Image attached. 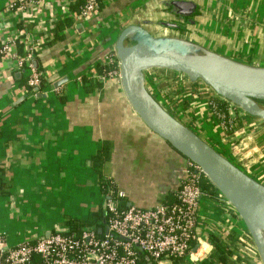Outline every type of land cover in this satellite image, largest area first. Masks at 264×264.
<instances>
[{
  "label": "crops",
  "instance_id": "0c3cea01",
  "mask_svg": "<svg viewBox=\"0 0 264 264\" xmlns=\"http://www.w3.org/2000/svg\"><path fill=\"white\" fill-rule=\"evenodd\" d=\"M75 1L0 0V44L9 43L18 55L16 42L26 54L35 51L31 68H17L11 55L0 57V236L11 246L69 231L68 219L96 224L104 203L99 173L114 182L128 206L175 200L187 159L141 121L119 75L96 78L98 68L115 58L114 45L126 25L264 66V0H188L196 5L191 16L171 13L168 0H102V7L84 19L70 12ZM67 17L71 24L56 36L54 27ZM32 69L41 79L35 93L27 84ZM164 70L145 73L154 97L264 184V121L227 108L238 123L227 133L209 107L214 95L207 85H192ZM157 76L173 95L164 94ZM104 148L108 158L98 167L96 157ZM214 201L200 203L199 211L206 213H200L203 238L235 231L250 240L231 205ZM240 242L232 248L230 264H262L258 253L250 255Z\"/></svg>",
  "mask_w": 264,
  "mask_h": 264
},
{
  "label": "water",
  "instance_id": "95a60500",
  "mask_svg": "<svg viewBox=\"0 0 264 264\" xmlns=\"http://www.w3.org/2000/svg\"><path fill=\"white\" fill-rule=\"evenodd\" d=\"M165 4L173 14L191 16L197 12L192 1L168 0ZM114 49L120 83L135 113L153 133L201 168L242 220L264 264V184L176 118L145 85L146 71L177 72L191 82H203L247 115L264 121V66L237 61L182 37L155 35L135 23L121 30Z\"/></svg>",
  "mask_w": 264,
  "mask_h": 264
},
{
  "label": "built area",
  "instance_id": "2783aa9c",
  "mask_svg": "<svg viewBox=\"0 0 264 264\" xmlns=\"http://www.w3.org/2000/svg\"><path fill=\"white\" fill-rule=\"evenodd\" d=\"M96 10V0H85L76 17L87 18ZM31 54L30 51L20 56L9 43L0 44V57L11 55L20 69L31 68ZM108 64H114L116 69L97 74V79L119 75L118 59L115 62V58L110 57ZM27 84L33 92L37 91L41 84L37 71H32ZM209 107L214 113L216 107L210 101ZM228 108H232L231 102ZM220 122L226 128L223 116H220ZM203 177L201 168L187 160L175 201L148 208L123 207L106 195L103 218L96 224L81 227L77 232L58 231L25 240L13 247H9L0 236V264H138L140 257L157 264H171L172 259L184 264H201L212 250L211 240L203 238L199 232L201 199L209 195L201 187ZM216 192L217 201L228 203L218 190ZM117 195L123 197L120 191ZM98 229H101L100 233ZM240 241L242 249L250 255H257L249 239L242 238Z\"/></svg>",
  "mask_w": 264,
  "mask_h": 264
},
{
  "label": "trees",
  "instance_id": "16d2710c",
  "mask_svg": "<svg viewBox=\"0 0 264 264\" xmlns=\"http://www.w3.org/2000/svg\"><path fill=\"white\" fill-rule=\"evenodd\" d=\"M97 2V10L102 7V0H96ZM85 0H76L70 5V12H72L74 15L78 14L84 5ZM72 22L71 18L67 17L64 19V21L59 22L54 27L55 35L57 36L58 30L63 29L65 26L70 25ZM16 49L19 52L20 55H24L26 53L22 52V45L19 42H16ZM32 54H35V51H31ZM117 61V58L115 57V62ZM116 69L114 64H108V65H102L98 68L99 74L108 71L109 69ZM167 71V70H164ZM171 74H177V72H170ZM98 80V79H97ZM99 81V80H98ZM198 82V81H197ZM192 85L196 84V82H191ZM213 97L211 96L209 98V101L212 102L216 109L214 112V116L220 121V116H223L224 123L226 124L225 131L227 133L232 132L234 129L238 127V123L235 120L234 117H230L227 111L228 104L230 102L219 95H217L213 90ZM232 107H235L239 110H241L236 105L232 104ZM246 114V113H245ZM247 115V114H246ZM252 117V116H250ZM255 118V117H254ZM108 158L107 150L104 148L100 151L99 155L96 157L97 159V166H102V162ZM99 172V171H98ZM99 185L104 193V198L106 195H110L112 199L117 200V203L119 206H126L125 202L123 201V197H119L117 195V188L114 184V182L105 176H103L101 173H99ZM201 187L203 190H206L209 195L213 198L217 197V189L212 185V183L206 178L203 177L201 181ZM109 190H113L110 194L108 193ZM175 201V200H174ZM103 218V210L101 211V214L99 215L97 220H101ZM93 222L95 221H76L72 219L66 220V225L69 226L68 232H77L81 227L83 226H89L93 225ZM209 239L212 243V250L209 253L207 257H205L201 264H230V256L232 254V248L235 246V244L240 242V237L235 231H230L228 234H226L224 237L219 235L211 234L209 235ZM138 264H157L155 261L147 260L144 257H140L138 260ZM171 264H178V261L176 259L171 260Z\"/></svg>",
  "mask_w": 264,
  "mask_h": 264
},
{
  "label": "rangeland",
  "instance_id": "374dc122",
  "mask_svg": "<svg viewBox=\"0 0 264 264\" xmlns=\"http://www.w3.org/2000/svg\"><path fill=\"white\" fill-rule=\"evenodd\" d=\"M178 76H180V77H182V78H186V76H184V75H182V74H180V73H178ZM163 79H165V78H163ZM162 79L160 78V77H158L157 76V78H156V81L158 82L159 81V87L163 90V92H164V94H167L168 96H170V95H173V92H174V90H172V89H170L169 87H168V85L169 84H167V82L166 81H161ZM208 87V86H207ZM175 88H177V87H175ZM208 89H210L211 90V88L210 87H208ZM212 91V90H211ZM220 125H221V127L222 128H224L225 129V127H224V124H222V122H220L219 123ZM101 189V188H100ZM102 191V190H101ZM213 197H210V196H203L202 197V201H201V203L203 204V201L206 199V200H209V201H211V202H213L214 200H215V198H214V200L212 199ZM213 203H215V201L213 202ZM201 214H206L205 213V211L202 209V207H201V210L199 211ZM86 226V225H85ZM23 241H25V240H23ZM7 243V242H6ZM7 245L9 246V247H13V246H11V245H9L8 243H7ZM15 246V245H14ZM166 263H168V262H165V264ZM178 264H184L183 262H178Z\"/></svg>",
  "mask_w": 264,
  "mask_h": 264
}]
</instances>
